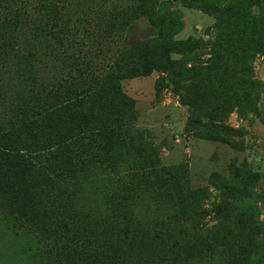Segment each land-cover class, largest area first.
Wrapping results in <instances>:
<instances>
[{
  "label": "trees",
  "instance_id": "16d2710c",
  "mask_svg": "<svg viewBox=\"0 0 264 264\" xmlns=\"http://www.w3.org/2000/svg\"><path fill=\"white\" fill-rule=\"evenodd\" d=\"M140 1L146 3L141 14L149 16L150 1ZM194 1L216 19L213 60L179 65L178 78L196 82L191 106L205 115L208 101L233 96L237 80L248 87L264 34L252 33L262 23L251 17V0H230L228 8L218 0ZM121 7L115 0H0V195L7 224H17L31 242L32 264H179L169 227L204 212L207 188L190 190L186 182L162 189L161 176L151 181L135 170L123 146L107 165L103 131L131 124L133 116L120 81L169 69L174 63L160 67L166 66L160 55L194 49L189 39L172 40L181 24L170 14L158 26L159 54L126 52L130 12ZM92 133H99L97 141ZM177 173L185 175V167ZM233 180L213 184L229 194L245 192V183ZM236 219L224 218L212 230V247L225 249L217 263L264 264L255 215L248 227Z\"/></svg>",
  "mask_w": 264,
  "mask_h": 264
},
{
  "label": "rangeland",
  "instance_id": "374dc122",
  "mask_svg": "<svg viewBox=\"0 0 264 264\" xmlns=\"http://www.w3.org/2000/svg\"><path fill=\"white\" fill-rule=\"evenodd\" d=\"M149 1L151 13L145 16L141 14L145 2L115 0L121 10L130 12L123 33L124 50L159 54L158 26L166 23L170 14L181 24L172 40L189 39L194 49L160 55L164 63L167 59L174 63L169 69L158 68L147 76L120 81L121 92L133 102V116L131 124H113L103 131L108 136L107 165H113V150L123 146L135 170L146 171L151 181L161 176L162 189L172 190L186 182L190 190L208 189L201 216H186L169 227L170 240L178 242L179 264H218L216 259L225 255V249L212 247L211 233L215 225L232 215L242 227L250 226L255 215L259 226L254 232L264 248V51L251 62L248 87L237 80L233 96L208 101L209 114L203 115L191 106L198 97L196 82L191 84L178 74L180 66L211 64L216 19L198 1ZM218 1L225 8L231 3ZM251 4V17L262 23V29L256 26L252 33L264 34V0H251ZM91 137L97 141L99 133ZM181 166L186 169L183 176L177 175ZM233 178L245 183V192L233 195L213 184V180ZM7 216L10 218L9 209L0 195V264H32L28 254L31 242L17 231V224H7ZM199 258L207 261L199 262Z\"/></svg>",
  "mask_w": 264,
  "mask_h": 264
}]
</instances>
